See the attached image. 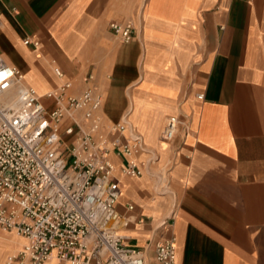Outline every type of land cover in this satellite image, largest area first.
I'll return each mask as SVG.
<instances>
[{
	"label": "crops",
	"instance_id": "obj_1",
	"mask_svg": "<svg viewBox=\"0 0 264 264\" xmlns=\"http://www.w3.org/2000/svg\"><path fill=\"white\" fill-rule=\"evenodd\" d=\"M112 20L131 21L133 37L118 40ZM0 54L39 93L61 80L52 63L74 91L92 69L105 118L128 111L157 150L164 188L149 172L120 177L130 244L149 239L151 254L173 236L175 264H264V0H0ZM181 111L190 131L162 139ZM18 245L0 234V256Z\"/></svg>",
	"mask_w": 264,
	"mask_h": 264
},
{
	"label": "built area",
	"instance_id": "obj_2",
	"mask_svg": "<svg viewBox=\"0 0 264 264\" xmlns=\"http://www.w3.org/2000/svg\"><path fill=\"white\" fill-rule=\"evenodd\" d=\"M109 28L123 42L134 35L131 21L112 20ZM23 42L39 43L30 36ZM52 70L60 82L39 93L0 54V228L24 237L3 264H175L173 236L155 240L150 254L149 239L143 247L128 242L120 228L130 217L116 208L121 175L149 172L166 186L157 150L128 111L115 121L102 115L92 69L79 76L77 91L59 66ZM190 129L191 114L181 111L166 116L160 135L170 141Z\"/></svg>",
	"mask_w": 264,
	"mask_h": 264
},
{
	"label": "rangeland",
	"instance_id": "obj_3",
	"mask_svg": "<svg viewBox=\"0 0 264 264\" xmlns=\"http://www.w3.org/2000/svg\"><path fill=\"white\" fill-rule=\"evenodd\" d=\"M113 42L117 43L119 42L115 37H113ZM49 103V102H47ZM102 115L104 116V114L102 113ZM105 117V116H104ZM70 139V135H66L64 136V140L68 141ZM0 234H5L8 235L10 237L11 241H16L19 245L18 247L14 248H9V247H3V253L0 256V263L2 262L3 259V254L5 256L6 253L12 252L17 250L23 243H24V237L18 233H16L15 231H5L0 229Z\"/></svg>",
	"mask_w": 264,
	"mask_h": 264
},
{
	"label": "bare ground",
	"instance_id": "obj_4",
	"mask_svg": "<svg viewBox=\"0 0 264 264\" xmlns=\"http://www.w3.org/2000/svg\"><path fill=\"white\" fill-rule=\"evenodd\" d=\"M37 90V89H36Z\"/></svg>",
	"mask_w": 264,
	"mask_h": 264
}]
</instances>
